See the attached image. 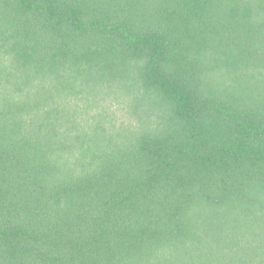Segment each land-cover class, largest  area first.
<instances>
[{
  "label": "trees",
  "instance_id": "trees-1",
  "mask_svg": "<svg viewBox=\"0 0 264 264\" xmlns=\"http://www.w3.org/2000/svg\"><path fill=\"white\" fill-rule=\"evenodd\" d=\"M0 264H264V0H0Z\"/></svg>",
  "mask_w": 264,
  "mask_h": 264
}]
</instances>
